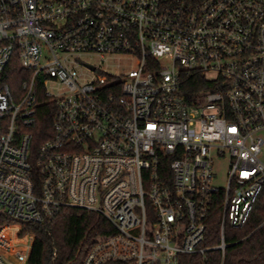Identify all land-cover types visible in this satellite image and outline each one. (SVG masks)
<instances>
[{
	"label": "built area",
	"instance_id": "1",
	"mask_svg": "<svg viewBox=\"0 0 264 264\" xmlns=\"http://www.w3.org/2000/svg\"><path fill=\"white\" fill-rule=\"evenodd\" d=\"M194 72L224 88L190 104ZM40 99L53 134L34 151ZM263 132L264 0H0V264H29L24 226L65 209L114 230L83 264L224 259L264 189Z\"/></svg>",
	"mask_w": 264,
	"mask_h": 264
},
{
	"label": "trees",
	"instance_id": "2",
	"mask_svg": "<svg viewBox=\"0 0 264 264\" xmlns=\"http://www.w3.org/2000/svg\"><path fill=\"white\" fill-rule=\"evenodd\" d=\"M223 88L221 79L209 80L200 72L182 75L181 94L190 104L207 92L222 91ZM40 102L43 103L38 108L37 124L32 130L34 151L53 134L55 107L41 99ZM218 205L216 200L209 217L205 242L209 246L218 245L221 241ZM4 222L0 218V224ZM24 231L35 237L29 264H83L97 240L114 233L112 226L101 215L79 209H65L52 220L27 224ZM225 239L229 246L224 259L221 251H213L208 255L209 264H264V189L246 225L241 229L227 227Z\"/></svg>",
	"mask_w": 264,
	"mask_h": 264
},
{
	"label": "rangeland",
	"instance_id": "3",
	"mask_svg": "<svg viewBox=\"0 0 264 264\" xmlns=\"http://www.w3.org/2000/svg\"><path fill=\"white\" fill-rule=\"evenodd\" d=\"M116 62L119 61V59H116L115 60ZM120 63L121 65H131V64H135V62L133 61H129L127 60L126 58H121L120 59ZM163 63L165 65H169V62L168 61H163ZM114 70V72H117V68L114 67L112 68ZM215 77V74H208V78H213ZM262 135L264 136V132L262 133ZM216 171H217V174H218V178L216 180V183L220 186H225L226 185V182H227V171H228V162L224 159V160H221L219 161V163L217 164L216 166Z\"/></svg>",
	"mask_w": 264,
	"mask_h": 264
}]
</instances>
